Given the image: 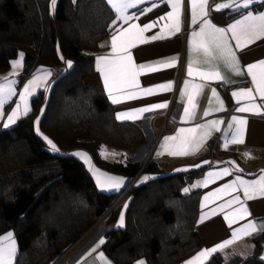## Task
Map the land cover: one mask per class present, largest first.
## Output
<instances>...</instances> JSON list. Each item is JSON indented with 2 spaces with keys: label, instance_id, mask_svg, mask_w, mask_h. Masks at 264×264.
I'll use <instances>...</instances> for the list:
<instances>
[{
  "label": "trees",
  "instance_id": "obj_1",
  "mask_svg": "<svg viewBox=\"0 0 264 264\" xmlns=\"http://www.w3.org/2000/svg\"><path fill=\"white\" fill-rule=\"evenodd\" d=\"M116 18L106 0H59L54 13L51 0H0V73L19 52L25 54L19 85L41 66H63L61 55L74 62L53 85L46 105L41 91L28 115L0 129V236L15 233L16 264H52L104 216L111 227L103 249L116 264H133L139 258L148 264H180L203 246L197 231L201 191L184 189L210 165L165 175L154 162L143 168L131 160L114 163L99 155L103 146L133 150L146 143L140 126L119 122L107 97L85 83L95 71L102 42L115 30ZM44 107L41 130L62 154L51 153L35 130ZM214 144L209 143L206 158L213 156ZM77 149L89 152L99 168L113 174L132 179L140 172L159 175L130 187L124 228L114 227L121 192L100 191L84 163L69 155ZM251 241L252 257L227 261L217 253L207 264H264V234Z\"/></svg>",
  "mask_w": 264,
  "mask_h": 264
},
{
  "label": "crops",
  "instance_id": "obj_2",
  "mask_svg": "<svg viewBox=\"0 0 264 264\" xmlns=\"http://www.w3.org/2000/svg\"><path fill=\"white\" fill-rule=\"evenodd\" d=\"M111 9L117 15L115 20L114 32L102 42L103 49L96 54L95 57V71L86 79L85 83L89 86L97 88L99 93L105 95L113 106L115 117L121 114H134L139 109L150 107L152 105L166 103V108H159L152 111L144 112L140 116L132 115L129 119H117L119 122H132L140 126L146 138V145L142 149L133 150H122L112 146H103L100 149V156L102 159L109 162L116 163H128L129 160L136 163L148 164L149 162L156 163L162 171V174L170 175L180 172H188L196 169H200L204 166L210 165V167L203 173V175L196 179L187 189L200 190V210L197 221V231L201 237L203 246L202 248L189 257L187 260L180 264H187L188 261L193 260L199 252L218 246L230 239H233V233L245 226L249 221H255L257 225L264 223V197H258L256 199L247 200L246 206L250 213L249 216L234 220L231 227L227 220L224 219V215L227 212H231L233 208L238 205H233V208H225L224 211L219 210V206L224 204L226 201L232 199L234 196H240L241 200H244L242 190L232 193L220 194V189L225 188L226 185L236 182V178L239 177L247 181H255L264 175V114H256L253 112H239L237 108L250 103L247 100H241L237 103V99L232 96L233 92H238L241 89L254 88L251 80V76L247 73L246 66L248 64L257 63L264 60V39H258L253 43H250L242 49L235 48V40L231 39L229 33V42L233 46V50L239 59L241 74H236L228 67L225 66L223 60L216 58L211 59L204 55L202 49L197 48L193 50L192 47V33L199 31L200 23L192 24V9L191 0H183L182 16H181V27L178 32L171 33V21L161 19L171 13L172 9L169 0H142L136 7L129 8L126 10V15L129 17H136L130 19L128 23H124L123 20L119 19L118 13L112 7L109 0H106ZM59 0H57L55 10L57 8ZM228 0H209V15L207 19H210L217 27H227L232 23H235L237 19L243 18L246 13L258 15L264 13V0H254L249 8L234 9H222L215 11L213 5L220 3H227ZM242 2V0H241ZM261 8H257L260 7ZM151 8V11L147 9ZM54 10V12H55ZM52 13L53 10L51 8ZM240 13L239 16H235ZM131 24H136L139 27H144L146 24H153V27L143 33V37L147 42L138 43L135 47L129 49L135 64H151L154 62L162 61L168 58H176L177 63L174 67L161 68L158 71H146L138 76L140 89L145 88H159L163 84H172L171 90L167 91H156L152 95H139L136 98H125L120 103H112L111 98L108 95L107 89L104 86V80L102 74L97 71V62L100 57L109 56L111 53V39L114 34H119L127 29ZM166 34L164 39L152 40L151 37L159 35L161 32ZM23 53L24 52H19ZM63 66L58 69L41 66L37 68L33 74L22 84L19 85L20 76L24 71L25 66V54L23 56L22 68L15 70L16 75H13L12 63L19 59L17 56L11 62L10 68L0 73V85H4L5 81L3 77L7 76L8 81L14 90V95L7 96L6 102L3 106V116L0 117V129H9L15 126L19 120L24 118L21 115L15 123L9 124L7 127L3 125L7 123V117L11 110H14L16 105L21 104L20 96L24 92V88L28 83L37 75H44L45 72L51 74L47 76L46 80L37 88H35L33 95L28 97L29 112L32 110V100L42 91L45 94V105L48 102L51 94V90L55 82L64 74L68 73L74 66V62L70 59L65 58L63 55ZM67 61H71L72 67L69 68ZM192 62L193 75H188V65ZM43 70V71H42ZM213 71H219L220 76L214 78L201 79L199 73H210ZM185 82H190V85H204L203 90L195 97L194 104L195 108L190 109L193 115L190 119H185L184 109L187 107V97L183 96ZM224 84L229 87L228 91H222L220 85ZM215 89L217 96L224 103L223 110H216L219 108L217 103V97L212 95L211 90ZM138 89H126V92H136ZM191 91V87L189 88ZM255 103L264 104L259 95L255 93ZM5 95H7L5 93ZM211 109V110H210ZM23 111V105H21V112ZM45 107L42 110L39 120V125L35 123V130L37 134L47 144L48 150L54 154H62L59 146L49 136H47L40 127V122L44 114ZM264 112V108L261 109ZM205 112L209 114L205 115ZM27 114V115H28ZM233 116L243 118L247 120L245 126L244 142L240 144L229 143L225 147L226 139H229L231 132L229 131L228 125L231 123ZM36 120V121H37ZM222 121L216 128H211L210 135L204 140L201 147L194 153L188 155H170L168 149H162L161 145L164 142V138L168 136H176L180 129L199 128L202 124H209L211 121ZM235 127V126H234ZM38 128V130H37ZM200 132H197L199 135ZM227 134V135H226ZM182 135H188L184 133ZM47 137L51 140L59 149V151L52 150L48 144ZM215 140L213 147V156L206 158L209 153V143ZM178 143V141L171 142ZM84 153L90 158V163L86 162L84 158L74 156L73 153ZM158 153H160L158 155ZM246 153L250 155H245ZM115 154V155H113ZM78 160L84 163L88 172L94 179L98 189L102 192H121L119 195L120 201V212L115 228H124L126 224V212L130 202V196L123 194V191L132 186H141L148 183L150 180L158 177L159 175H152L144 172H140L135 178H130L123 175H117L107 172L99 168L93 156L82 149H77L69 153ZM219 159L223 161L218 162ZM140 164V163H139ZM225 169L230 173L229 175L219 176L218 173L223 172ZM239 169V170H237ZM98 170V172H97ZM102 173L108 176L122 178L124 183L119 189H101L97 183V174ZM209 173L214 174V178H209ZM149 177L147 181H144V177ZM208 180L207 184L204 181ZM215 192L217 196L213 198L211 194ZM209 197L207 206H205V197ZM126 206V207H125ZM123 217V226H120V218ZM103 223V222H100ZM95 230H91L89 234L85 235L79 243H77L68 253L63 257L53 262L52 264H101L98 260V254L104 253L105 258L109 261V264H116L104 251L103 245H101L96 252H92V249L96 247L99 240L104 239L106 242V232H97L93 234ZM11 234L13 242L16 246V255L14 258V264L19 253V245L17 238L13 231H8L0 236V242H6L5 238ZM93 234V235H92ZM264 234V231H256L251 235L242 236L223 251H218L210 256L209 260L217 253L224 254L227 261L234 257H240L247 259L253 256L254 244L251 241L256 235ZM91 253V255H89ZM260 259L264 261V243L263 249L260 254ZM144 260L148 264L146 258H139L133 264H137V261Z\"/></svg>",
  "mask_w": 264,
  "mask_h": 264
},
{
  "label": "snow or ice",
  "instance_id": "obj_3",
  "mask_svg": "<svg viewBox=\"0 0 264 264\" xmlns=\"http://www.w3.org/2000/svg\"><path fill=\"white\" fill-rule=\"evenodd\" d=\"M142 0H109L112 7L118 13L119 19L123 20L124 23H128L130 19H135L136 17H129L126 15V10L129 8L136 7L140 4ZM254 0H228L227 3H220L213 5L215 11H220L222 9H234L239 8H249ZM57 0H51V8L54 12ZM171 6V13L161 17V19L171 21V33L174 34L178 32L181 27V16L183 8V0H169ZM192 9V24L198 23L199 20L203 22L200 23L199 31H194L192 33V47L193 50L197 48L202 49L204 55L211 59L219 58L223 60L226 67L235 72L236 74H241V67L238 57L236 56L233 46L229 42V33L231 34V39L235 40V48L242 49L250 43L255 42L258 39H264V13L258 15H253L250 12L243 15V18L237 19L235 23L230 24L227 27H217L210 19H207L209 15V0H191ZM149 8L147 11H151ZM115 27V25H114ZM153 27V24H146L144 27H139L136 24H131L127 29L119 34H114L111 39L110 47L111 53L109 56L100 57L97 62V71H99L104 80V86L107 89L108 95L111 98L112 103H120L125 98H136L139 95H152L156 91H167L171 90L172 84H163L159 88H145L140 89V84L138 76L146 71H158L161 68L174 67L177 63L176 58H168L162 61L154 62L151 64H135L130 48L135 47L138 43L147 42L143 37V33ZM166 34L162 31L159 35H154L151 37L152 40L164 39ZM19 59L12 63L13 75H16L18 70L23 66V53H18ZM63 59V57H61ZM68 67H72L71 61L66 62ZM247 73L251 76L252 84L254 88L241 89L238 92H233L232 96L237 99L239 103L242 99L247 100V103L236 111L239 112H253L256 114H264L261 111L264 108V104L255 103L256 97L254 96V91L259 95L262 101H264V60L257 63L248 64L246 66ZM43 71V70H42ZM50 72H45L44 75L35 76L28 85L24 88L23 94L20 96L21 104L16 105L14 110L10 111L7 117V123L3 126L7 127L9 124L15 123V121L21 116H26L29 112L28 107V97L33 95L35 88L39 87L49 76ZM188 75H193L192 62L188 65ZM201 79L214 78L220 76L219 71H213L210 73H199ZM5 81L4 85H0V117L3 116V106L6 102L7 96L14 95V90L11 87L8 77H3ZM191 87V91L189 88ZM204 85H190V82H185L183 96L187 97V107L184 109L185 119H190L193 112L190 109L195 108L194 99L203 90ZM126 89H138L136 92H126ZM212 95L217 97V103L219 108L216 110H223L224 103L217 96L216 90H211ZM5 93L7 95H5ZM21 105H23V111L21 112ZM167 104H157L150 107H145L139 109L134 114H121L117 119H129L132 115L140 116L144 112L152 111L159 108H166ZM211 110V109H210ZM209 114L205 112V115ZM36 125H39V120H37ZM223 123L222 121H211L209 124H202L199 128L190 129H180V132L176 136H168L164 138V142L161 145L162 149H168L170 155H188L197 151L204 140L211 134L210 129H218V125ZM247 125V120L233 116L231 123L228 125L231 136L225 141V147L229 143L240 144L244 142L245 126ZM235 126V127H234ZM38 130V128H37ZM200 132L197 135V132ZM188 133V135H182ZM227 135V134H226ZM48 144L51 146L52 150L59 151L57 146L44 137ZM178 141V143H171ZM160 153H158L159 155ZM74 156L84 158L86 162L90 163V158L84 153H73ZM115 155V154H113ZM245 155H250L246 153ZM239 170V169H237ZM98 172V170H97ZM227 169L216 175L223 176L229 175ZM209 178H214V174L209 173ZM149 177H144V181H147ZM97 183L101 189H119V187L124 183L122 178H116L108 176L106 174H97ZM208 180L204 181L207 184ZM242 190L244 200H241L240 196H234L232 199L226 201L224 204L219 206L220 211H224L225 208H233V205H238V207L233 208L231 212H227L224 215V219L228 221L231 227L234 220L245 218L250 215L248 208L246 206L247 200L256 199L258 197H264V175H261L259 179L255 181L243 180L239 177L236 178V182L226 185L225 188L220 189V194L232 193ZM188 192L189 189H184ZM213 198L217 196V193L213 192L211 194ZM209 197H205V206ZM126 207V206H125ZM123 217L120 218V226H123ZM264 231V223L257 225L255 221H249L245 226L236 230L233 233V239H230L218 246L212 247L210 249H205L198 253V255L187 262V264H206L207 259L218 251H223L226 247L230 246L235 239L242 236L251 235L256 231ZM6 242H0V264H14V258L16 255V246L13 242V237L9 234L5 238ZM105 243L104 239L99 240L96 247L92 249V252H96L97 249ZM91 255V253H89ZM98 260L101 264H109V261L105 258L104 253L100 252L98 254ZM137 264H146V261L139 260Z\"/></svg>",
  "mask_w": 264,
  "mask_h": 264
},
{
  "label": "rangeland",
  "instance_id": "obj_4",
  "mask_svg": "<svg viewBox=\"0 0 264 264\" xmlns=\"http://www.w3.org/2000/svg\"><path fill=\"white\" fill-rule=\"evenodd\" d=\"M144 145H145V144H144ZM144 145H143V146H144ZM139 148L142 149V146L139 147ZM139 148H137V149L139 150ZM99 155H100V152H99ZM221 161H223V159H219L218 162H221ZM115 163H116V162H115ZM139 163L141 164V166H142L143 168H144L145 165H146V164L141 163V162H139ZM126 164H127V163H126ZM129 187H132V184H131ZM123 192H124V191H123ZM127 193H128V192H127ZM127 193H126V194H127ZM119 201H120V198L118 197L117 200H116V203H115V207L118 206ZM106 217H107V216H104V217H103L101 220H99V222H98V223H97V224L91 229V230H93V229L95 230V231L93 232V234H95V233H97V232H105L104 230H105L106 227H111V226H109V225L106 223ZM100 222H103V223H100ZM91 230H90V231H91ZM90 231H89V232H90ZM89 232H88L87 234H89ZM87 234H86V235H87ZM93 234H92V235H93ZM84 237H85V236H84ZM84 237H83V238H84ZM83 238H82V239H83ZM80 241H81V240H80ZM78 243H79V242H78ZM75 245H76V244H75ZM75 245H74V246H75ZM74 246H73V247H74ZM73 247H72V248H73ZM72 248H70L66 253H68ZM66 253H65V254H66ZM65 254H64V255H65ZM64 255H63V256H64ZM63 256H62V257H63Z\"/></svg>",
  "mask_w": 264,
  "mask_h": 264
},
{
  "label": "built area",
  "instance_id": "obj_5",
  "mask_svg": "<svg viewBox=\"0 0 264 264\" xmlns=\"http://www.w3.org/2000/svg\"><path fill=\"white\" fill-rule=\"evenodd\" d=\"M220 88H221L222 91H228L229 90V87L224 85V84H221ZM129 189H130V187L126 188L124 190L123 194H126L129 191ZM109 229H110V227H106L104 231L106 232V230H109Z\"/></svg>",
  "mask_w": 264,
  "mask_h": 264
},
{
  "label": "water",
  "instance_id": "obj_6",
  "mask_svg": "<svg viewBox=\"0 0 264 264\" xmlns=\"http://www.w3.org/2000/svg\"><path fill=\"white\" fill-rule=\"evenodd\" d=\"M145 145H146V144H145ZM145 145H144V146H142V148H143V147H145Z\"/></svg>",
  "mask_w": 264,
  "mask_h": 264
}]
</instances>
